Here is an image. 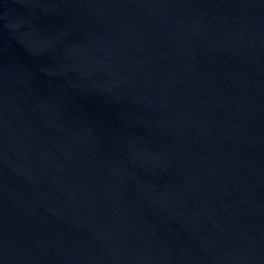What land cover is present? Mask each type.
Returning a JSON list of instances; mask_svg holds the SVG:
<instances>
[{"label":"water","instance_id":"95a60500","mask_svg":"<svg viewBox=\"0 0 264 264\" xmlns=\"http://www.w3.org/2000/svg\"><path fill=\"white\" fill-rule=\"evenodd\" d=\"M0 264H264V0H0Z\"/></svg>","mask_w":264,"mask_h":264}]
</instances>
